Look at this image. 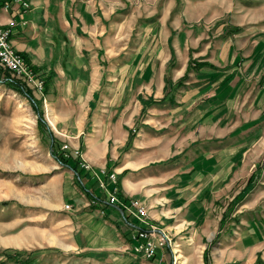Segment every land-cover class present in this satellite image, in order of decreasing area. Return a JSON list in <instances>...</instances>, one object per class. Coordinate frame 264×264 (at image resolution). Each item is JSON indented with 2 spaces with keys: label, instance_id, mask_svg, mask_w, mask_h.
Masks as SVG:
<instances>
[{
  "label": "rangeland",
  "instance_id": "obj_1",
  "mask_svg": "<svg viewBox=\"0 0 264 264\" xmlns=\"http://www.w3.org/2000/svg\"><path fill=\"white\" fill-rule=\"evenodd\" d=\"M87 2L101 22H106L102 47L124 46V59L139 47V57L149 53L155 70L163 67L162 94L139 98L141 112L124 147L129 148L143 130L144 143L156 147L151 164L139 169V175H147L140 180L142 190L129 199L137 200L147 211L146 217L137 218L147 221L148 208L154 206L147 203L151 191L162 196L168 188L182 187L198 195V203L218 216L220 230L230 225L240 228L241 219L262 228L264 67L253 65L258 48L248 43L264 32V0ZM229 40V48L223 50ZM24 59L42 80L41 91L0 68L5 75L0 78V264H121L119 247L82 248L73 242L70 176L86 195L94 189L87 180L85 187L79 181L72 158L63 159L70 154H63L60 145L67 142L71 147V137L56 130L44 100L45 80L26 56ZM8 79L21 88L7 85ZM151 105L158 107L152 109ZM211 138L230 144L184 161L194 142ZM122 154L114 163L120 162ZM104 169L108 177L110 173L116 177L119 192L116 170L108 165ZM96 174L98 186L103 181L109 188ZM137 230H152L155 237L167 234L155 224L140 225ZM218 234L204 240L203 246L175 243L177 238L170 235L163 245L167 264H211L210 252ZM262 244L264 248V239ZM259 262L263 264L264 259Z\"/></svg>",
  "mask_w": 264,
  "mask_h": 264
},
{
  "label": "crops",
  "instance_id": "obj_2",
  "mask_svg": "<svg viewBox=\"0 0 264 264\" xmlns=\"http://www.w3.org/2000/svg\"><path fill=\"white\" fill-rule=\"evenodd\" d=\"M30 2L24 12L25 23L13 28L12 42L45 80L44 100L50 106L56 130L71 137L70 148L80 149L82 158L106 180L109 188L114 186V182L106 175L104 167L108 165V169L116 170L120 187L118 200L110 204L106 202L107 194L98 186L97 177L91 170L82 168L94 189L92 194L87 192L86 195L70 176L68 196L70 229L73 231L70 234L74 244L93 249L119 247L121 252L117 256L121 264H167L165 246L158 245L150 258L135 254L132 248L140 240L135 237L137 228L155 224L166 231L169 239L170 235L175 236V243L203 246L204 240H210L219 233L217 244L210 252L211 264H260L259 261L264 259V226L261 228L255 223L254 227L241 219L240 228L230 225L220 230L218 216L211 215L198 203L201 202L198 195L182 187L168 188L162 196H154L159 191H151L152 198L147 203L154 206L148 208L147 221H140L135 216L127 205L129 199L142 190L144 184L140 180L147 175H139V169L151 164L149 161L155 158L156 147L144 143L146 140L143 139H147L144 130L129 148L124 147L129 129L141 112L139 98L162 94L163 67L155 70L154 59L149 53L145 58L139 57V47L125 59L124 46L102 47L100 40L106 30V22H101L100 15L94 12L95 8L87 0ZM6 16L4 11H0L1 21H5ZM230 43L227 41L223 50L228 49ZM251 43L259 50L253 65L264 67V32L248 44ZM248 51L250 49L245 48V52ZM157 107L151 105L152 109ZM228 144H220L212 138L197 140L184 161ZM121 151L120 162L114 163ZM72 157L75 160L76 157ZM75 162L79 168L78 161ZM98 196L101 201L94 200ZM123 214L131 220L124 218Z\"/></svg>",
  "mask_w": 264,
  "mask_h": 264
},
{
  "label": "built area",
  "instance_id": "obj_3",
  "mask_svg": "<svg viewBox=\"0 0 264 264\" xmlns=\"http://www.w3.org/2000/svg\"><path fill=\"white\" fill-rule=\"evenodd\" d=\"M30 3V0H0V11H4L7 14L5 21L0 20V68L7 70L13 78H21L31 88L41 91L43 88L42 80L35 76L30 68V64H28L22 54L15 49L11 38L13 28L25 23L24 12L29 8ZM60 147L63 154H73L78 157L79 167L86 171L91 170L92 174L97 177L90 163L82 158L81 151L78 147L70 148L67 142L61 144ZM109 178L113 182L116 181V177L113 173L109 174ZM98 179L100 180L99 177ZM99 185L106 190L107 203L113 204L118 200L117 186L114 185V187L109 190V188L104 186L103 181H99ZM94 200L98 201L100 199L95 198ZM128 204L129 208L133 209V213L136 216L140 218L147 216L145 207L137 200H131ZM123 216L125 215L123 214ZM153 233L152 230H137L135 237L140 238V240L132 246L135 254H141L150 258L155 254L158 245L163 246L170 240L167 234L163 232H161L158 237H155Z\"/></svg>",
  "mask_w": 264,
  "mask_h": 264
},
{
  "label": "trees",
  "instance_id": "obj_4",
  "mask_svg": "<svg viewBox=\"0 0 264 264\" xmlns=\"http://www.w3.org/2000/svg\"><path fill=\"white\" fill-rule=\"evenodd\" d=\"M22 55L25 57V55L22 53ZM4 77H5V75H3L2 76V70L0 69V78H3L4 79ZM6 84L7 85H9V86H12V87H17V88H21V86H20V83H18V82H12V80H6ZM24 90H26V92L27 93H29V91H28V89L27 88H25ZM60 154V153H59ZM60 155H63L62 153L60 154ZM73 156V154H70V156H68V157H65V156H62L63 157V159H67V158H73L72 157ZM77 159L75 158V160H73V164H72V167H73V169L74 170H76L77 172H78V175H79V181L81 182V183H83V186L85 187L86 185H85V183H86V180L88 181V177L86 176V172L85 173H83V172H81V170L78 168V166H77V163L75 162ZM123 209V208H122ZM126 216V215H125Z\"/></svg>",
  "mask_w": 264,
  "mask_h": 264
},
{
  "label": "water",
  "instance_id": "obj_5",
  "mask_svg": "<svg viewBox=\"0 0 264 264\" xmlns=\"http://www.w3.org/2000/svg\"><path fill=\"white\" fill-rule=\"evenodd\" d=\"M76 174H77V172H76ZM121 209V208H120ZM122 211V210H121Z\"/></svg>",
  "mask_w": 264,
  "mask_h": 264
}]
</instances>
